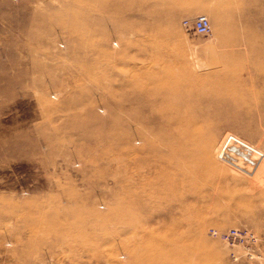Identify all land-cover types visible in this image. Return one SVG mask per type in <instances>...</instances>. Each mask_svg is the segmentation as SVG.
<instances>
[{
    "label": "rangeland",
    "instance_id": "1",
    "mask_svg": "<svg viewBox=\"0 0 264 264\" xmlns=\"http://www.w3.org/2000/svg\"><path fill=\"white\" fill-rule=\"evenodd\" d=\"M163 71L196 115L150 121ZM229 227L264 235V0H0V264H264Z\"/></svg>",
    "mask_w": 264,
    "mask_h": 264
},
{
    "label": "bare ground",
    "instance_id": "2",
    "mask_svg": "<svg viewBox=\"0 0 264 264\" xmlns=\"http://www.w3.org/2000/svg\"><path fill=\"white\" fill-rule=\"evenodd\" d=\"M158 74H162L161 80L155 78V80L153 81L150 78H145L144 86L140 87V89H139L140 91L138 93L141 100L147 99L150 101V106L147 109V115H148V112L150 114L149 115L150 121L151 120L154 121L157 118H160V119H163V121L167 125V124H169L170 120L171 121L182 120L183 117H186L190 114H195V112H194L195 111V108H194L195 105L202 98L206 97L205 93H203V91H202L203 88L199 87V85L198 86H191L189 83L190 82V76L187 77L185 79V81L183 80L179 85L170 86V84H169L171 82L170 72L163 71L162 73L158 72ZM126 82H128V84L131 83L129 80ZM137 82L140 83L139 81H137ZM132 83H131V85L134 89L138 87V86L133 85L134 83L133 84ZM125 86H126V84H125ZM128 86H126V87H128ZM135 97H137V96H135ZM208 97H210V96H208ZM143 106H145V105H143ZM142 109H141L142 111L145 110V108H142ZM195 115L193 117H195ZM158 122H160V120ZM223 142H224V140H222V142H220V144L221 143L223 144ZM210 144H213V143H210V141H208L206 144H204V147H207ZM220 144L218 147L217 146L214 147V150H217L220 147ZM211 147H213V146L211 145ZM204 149L208 150V152H209V150H211L210 148L209 149L204 148ZM145 214H147V213H145ZM148 261H149L148 264L149 263L150 264H159L160 263L158 261V259L157 260L150 259ZM144 263H146V262L144 261Z\"/></svg>",
    "mask_w": 264,
    "mask_h": 264
},
{
    "label": "built area",
    "instance_id": "3",
    "mask_svg": "<svg viewBox=\"0 0 264 264\" xmlns=\"http://www.w3.org/2000/svg\"><path fill=\"white\" fill-rule=\"evenodd\" d=\"M182 26L199 35H207L210 32L209 22L202 15H197L193 19H183ZM208 233L219 239L229 249L231 256L264 260V235H256L244 227H229L223 231L210 229Z\"/></svg>",
    "mask_w": 264,
    "mask_h": 264
},
{
    "label": "water",
    "instance_id": "4",
    "mask_svg": "<svg viewBox=\"0 0 264 264\" xmlns=\"http://www.w3.org/2000/svg\"><path fill=\"white\" fill-rule=\"evenodd\" d=\"M221 156L228 162L239 166L245 172L251 173L260 154L253 148L230 136L222 148Z\"/></svg>",
    "mask_w": 264,
    "mask_h": 264
}]
</instances>
